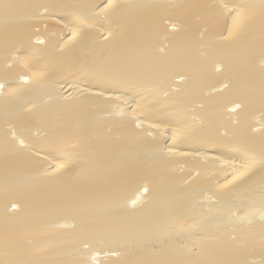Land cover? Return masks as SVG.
I'll list each match as a JSON object with an SVG mask.
<instances>
[{
  "label": "bare ground",
  "instance_id": "6f19581e",
  "mask_svg": "<svg viewBox=\"0 0 264 264\" xmlns=\"http://www.w3.org/2000/svg\"><path fill=\"white\" fill-rule=\"evenodd\" d=\"M0 264H264V0H0Z\"/></svg>",
  "mask_w": 264,
  "mask_h": 264
}]
</instances>
